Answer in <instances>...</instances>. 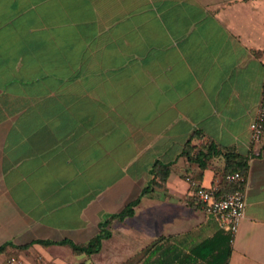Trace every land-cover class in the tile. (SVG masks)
Returning a JSON list of instances; mask_svg holds the SVG:
<instances>
[{
  "label": "crops",
  "instance_id": "crops-1",
  "mask_svg": "<svg viewBox=\"0 0 264 264\" xmlns=\"http://www.w3.org/2000/svg\"><path fill=\"white\" fill-rule=\"evenodd\" d=\"M262 101L264 0H0V256L84 243L128 203L76 257L114 264L158 236L184 248L225 234L185 177L221 180L231 152L245 205L227 264H264V129L248 133Z\"/></svg>",
  "mask_w": 264,
  "mask_h": 264
},
{
  "label": "trees",
  "instance_id": "trees-1",
  "mask_svg": "<svg viewBox=\"0 0 264 264\" xmlns=\"http://www.w3.org/2000/svg\"><path fill=\"white\" fill-rule=\"evenodd\" d=\"M225 158L226 160H235V165L226 172L238 171L244 173L245 165L242 159L231 152H226ZM152 170L162 182L165 178L166 170H160V164L158 163H154ZM145 191L146 188H143L141 193L143 194ZM132 204L133 203H128L118 213L111 214L106 219L99 221L96 234L84 243H73L66 239L60 241L36 240L32 243H37L42 246L53 244L62 245L68 247L73 255H90L99 250L101 240L108 236L107 226L110 220L129 216L132 212ZM231 239L232 235L228 232L225 234L218 232L217 236L213 235L211 238L204 239L196 245L191 247L184 246L183 248L179 246V244H174L172 241L159 237L139 251L140 255L138 259L131 262V258H129L130 260L127 259L128 261L126 260L123 264H227ZM32 243L12 246V253L16 255L17 250H24ZM4 249L5 245H0V253H2ZM7 253L9 252H5L4 254ZM74 264L87 263L78 262Z\"/></svg>",
  "mask_w": 264,
  "mask_h": 264
},
{
  "label": "built area",
  "instance_id": "built-area-1",
  "mask_svg": "<svg viewBox=\"0 0 264 264\" xmlns=\"http://www.w3.org/2000/svg\"><path fill=\"white\" fill-rule=\"evenodd\" d=\"M264 101H262L255 115L248 123L250 141H259L263 133ZM186 182L192 187V196L200 204L202 210L214 215L220 228L233 235L244 212L245 174L238 171L225 172L221 180H215L208 186L198 185L191 177H185ZM226 186L222 189L220 182ZM13 261V258H10Z\"/></svg>",
  "mask_w": 264,
  "mask_h": 264
},
{
  "label": "rangeland",
  "instance_id": "rangeland-1",
  "mask_svg": "<svg viewBox=\"0 0 264 264\" xmlns=\"http://www.w3.org/2000/svg\"><path fill=\"white\" fill-rule=\"evenodd\" d=\"M159 237L160 236H158L157 238H159ZM139 255H140L139 251L136 252V253H133L132 257H130L131 258V262H133L135 259H138ZM76 256L77 255L68 254V256L66 258L63 257L64 260L62 262H60V263L61 264H67V263L68 264H74V263H78V262H85L86 263L85 259H80L79 257H76ZM34 257L35 256L25 255V257L23 258V257H18L17 254L15 255L12 252H9L7 254H2L0 256V264H55L51 260V258H49V259H39L38 256H36L35 258ZM10 258H13L14 260L11 261ZM126 260L120 261V262H116L114 264H123ZM87 262H89L88 264H95L93 259H91V258L90 259L88 258Z\"/></svg>",
  "mask_w": 264,
  "mask_h": 264
}]
</instances>
